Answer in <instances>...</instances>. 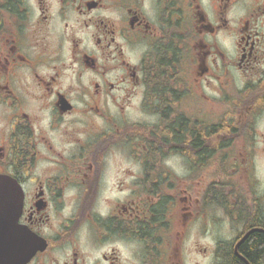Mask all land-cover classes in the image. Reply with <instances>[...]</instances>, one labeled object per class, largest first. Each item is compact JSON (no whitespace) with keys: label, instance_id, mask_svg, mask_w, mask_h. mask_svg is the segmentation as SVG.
<instances>
[{"label":"flooded vegetation","instance_id":"flooded-vegetation-1","mask_svg":"<svg viewBox=\"0 0 264 264\" xmlns=\"http://www.w3.org/2000/svg\"><path fill=\"white\" fill-rule=\"evenodd\" d=\"M263 122L264 0H0V264H264Z\"/></svg>","mask_w":264,"mask_h":264},{"label":"rangeland","instance_id":"rangeland-1","mask_svg":"<svg viewBox=\"0 0 264 264\" xmlns=\"http://www.w3.org/2000/svg\"><path fill=\"white\" fill-rule=\"evenodd\" d=\"M240 9H235L233 11L232 16L236 17L240 15ZM264 128V122L261 126ZM258 152L256 153L255 159V169L258 178V186L264 188V153L259 152L262 150V143L257 144ZM248 162L245 161L244 164ZM215 231H211L206 235H200L198 237L188 236L184 238L183 243V257H184V264H210L212 261L211 255L209 253H202V248L206 247L209 248L213 245L215 240H226L228 238V233L224 230L223 223L216 224ZM200 248L199 252L196 250Z\"/></svg>","mask_w":264,"mask_h":264},{"label":"trees","instance_id":"trees-1","mask_svg":"<svg viewBox=\"0 0 264 264\" xmlns=\"http://www.w3.org/2000/svg\"><path fill=\"white\" fill-rule=\"evenodd\" d=\"M222 117L224 114L221 115ZM217 131L218 132H227L223 130L222 127H219L218 121H217ZM264 243V234L262 233H255V235L246 243L245 250L248 254L251 256H255L258 251L262 249Z\"/></svg>","mask_w":264,"mask_h":264}]
</instances>
